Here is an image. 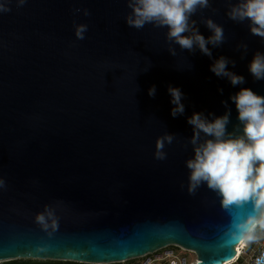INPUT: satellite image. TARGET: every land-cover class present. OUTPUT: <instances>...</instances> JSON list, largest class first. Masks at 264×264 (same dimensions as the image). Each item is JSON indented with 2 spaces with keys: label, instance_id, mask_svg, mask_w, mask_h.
Returning a JSON list of instances; mask_svg holds the SVG:
<instances>
[{
  "label": "water",
  "instance_id": "95a60500",
  "mask_svg": "<svg viewBox=\"0 0 264 264\" xmlns=\"http://www.w3.org/2000/svg\"><path fill=\"white\" fill-rule=\"evenodd\" d=\"M131 2L0 0L8 9H0V262L109 264L169 244L195 250L196 264L236 256L223 246L230 218L218 193L206 182L188 190L195 154L187 119L230 109L227 130L241 132L230 96L241 88L264 96V80L249 72L264 38L227 15L240 0H209L189 23L206 39L207 20L223 28L210 58L169 41L166 26L130 27ZM76 24L88 26L85 39L76 38ZM221 56L243 84L210 71ZM169 86L183 93V115H171ZM166 134V159L156 160ZM205 139L201 133L198 143ZM41 213L47 228L36 220Z\"/></svg>",
  "mask_w": 264,
  "mask_h": 264
},
{
  "label": "clouds",
  "instance_id": "9594fccd",
  "mask_svg": "<svg viewBox=\"0 0 264 264\" xmlns=\"http://www.w3.org/2000/svg\"><path fill=\"white\" fill-rule=\"evenodd\" d=\"M25 2L26 0H19L20 5ZM129 7L132 15L126 18V22L130 27L141 29L145 24L166 26L167 39L178 44L181 49L192 51L198 47L204 55L211 58L208 45L216 47L224 41L223 28L212 20L206 21V26L212 32L207 39L196 29L195 21L189 23L190 17L198 8L209 7V0H132ZM0 9L8 11L3 6ZM74 11L80 12L81 9ZM83 14L90 15L87 9L83 10ZM227 15L237 22L248 20L251 34L264 38V0H240L231 7ZM87 30L86 24H76V38L85 39ZM231 63L234 67L235 61ZM228 64L229 60L221 56L210 65V71L217 77L227 78L233 86L243 84L245 78L231 72ZM249 72L255 80H264V55L259 52L254 55L249 64ZM168 92L174 105L171 115H183V93L172 86H169ZM155 93L156 87L153 85L148 94L154 97ZM230 100L235 104L239 125H242L240 133L227 130L230 109L212 120L202 112H194L187 119V123L193 128L190 142L195 154L194 159L187 161V167L191 170L188 190L192 193L206 182L209 189L218 193L221 207L230 218L229 226L223 234V246H230L238 255L242 250L264 242V96L249 88H241L230 96ZM222 103L227 107V101ZM201 133L207 139L198 143ZM172 140L173 136L168 134L157 139L154 153L156 160L166 159L163 151L165 141L171 144ZM3 183L0 180V186ZM46 213L52 219L51 226L56 228L57 221L53 213L47 209ZM36 220L44 228L48 227L44 213L38 214ZM235 258L216 259L212 264H233ZM254 264H264V250L255 257Z\"/></svg>",
  "mask_w": 264,
  "mask_h": 264
},
{
  "label": "built area",
  "instance_id": "2783aa9c",
  "mask_svg": "<svg viewBox=\"0 0 264 264\" xmlns=\"http://www.w3.org/2000/svg\"><path fill=\"white\" fill-rule=\"evenodd\" d=\"M262 250H264V242L252 245L236 255L233 264H254L255 257ZM129 260H131V264H196L198 262V255L193 249L179 244H169L153 252Z\"/></svg>",
  "mask_w": 264,
  "mask_h": 264
},
{
  "label": "trees",
  "instance_id": "16d2710c",
  "mask_svg": "<svg viewBox=\"0 0 264 264\" xmlns=\"http://www.w3.org/2000/svg\"><path fill=\"white\" fill-rule=\"evenodd\" d=\"M131 261V260H129ZM126 262H117V263H109V264H127ZM132 263V262H131ZM130 263V264H131ZM1 264H91V263H83V262H76V261H68V260H23V259H14V260H8L4 261Z\"/></svg>",
  "mask_w": 264,
  "mask_h": 264
},
{
  "label": "rangeland",
  "instance_id": "374dc122",
  "mask_svg": "<svg viewBox=\"0 0 264 264\" xmlns=\"http://www.w3.org/2000/svg\"><path fill=\"white\" fill-rule=\"evenodd\" d=\"M23 260H27V259H25V258H22ZM31 260H34V261H37V260H42V259H31ZM47 260H50V259H47ZM2 262H0V264H1ZM131 263V261H128L127 262V264H130ZM123 264V263H122ZM125 264V263H124Z\"/></svg>",
  "mask_w": 264,
  "mask_h": 264
},
{
  "label": "snow or ice",
  "instance_id": "6c2138e0",
  "mask_svg": "<svg viewBox=\"0 0 264 264\" xmlns=\"http://www.w3.org/2000/svg\"><path fill=\"white\" fill-rule=\"evenodd\" d=\"M234 254H235V253H234ZM234 254H233V255H234Z\"/></svg>",
  "mask_w": 264,
  "mask_h": 264
}]
</instances>
